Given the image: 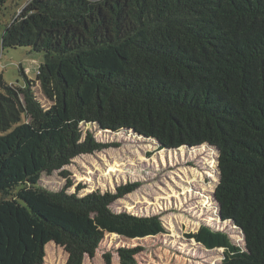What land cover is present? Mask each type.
<instances>
[{
	"label": "trees",
	"instance_id": "trees-1",
	"mask_svg": "<svg viewBox=\"0 0 264 264\" xmlns=\"http://www.w3.org/2000/svg\"><path fill=\"white\" fill-rule=\"evenodd\" d=\"M10 1L0 0V17ZM2 46L30 48L44 63L24 87L1 81L0 264H45L51 244L83 264L106 235L165 234L161 216L113 208L138 184L68 191L65 167L117 146L83 138L82 124L132 132L159 151L214 150L219 223L244 246L209 224L187 238L222 249L221 264H264V0H29ZM54 172L66 187H40ZM141 252L117 250L121 264H140Z\"/></svg>",
	"mask_w": 264,
	"mask_h": 264
},
{
	"label": "rangeland",
	"instance_id": "rangeland-1",
	"mask_svg": "<svg viewBox=\"0 0 264 264\" xmlns=\"http://www.w3.org/2000/svg\"><path fill=\"white\" fill-rule=\"evenodd\" d=\"M28 2L11 0L0 17V91L1 81L17 87H24L27 80L36 81L38 69L44 63V55L30 48L4 49L2 46L7 26ZM35 93L45 108L52 105L39 84ZM81 130L83 138L91 132L97 142L117 146L79 156L65 167L66 177L73 184L68 191L74 193L81 186L85 188L79 194L85 195L97 190L115 192L119 187L138 184L133 193L117 201L113 208L137 216H161L166 229L165 234L141 241L106 235L95 257H86L83 264H105L106 254L112 255V264H121L117 250L138 246L143 248L137 256L140 264H221L222 249L209 251L187 238L207 224L226 232L235 245L244 246L241 234L234 227L219 223L214 199L219 181L218 155L214 150L159 151L156 143L132 132L108 133L92 124H82ZM66 185L62 172L42 174L40 187L48 191H60ZM51 246L46 252L45 264H67L65 250L56 244Z\"/></svg>",
	"mask_w": 264,
	"mask_h": 264
},
{
	"label": "water",
	"instance_id": "water-1",
	"mask_svg": "<svg viewBox=\"0 0 264 264\" xmlns=\"http://www.w3.org/2000/svg\"><path fill=\"white\" fill-rule=\"evenodd\" d=\"M215 250H218V249H215ZM223 259H224V256H223Z\"/></svg>",
	"mask_w": 264,
	"mask_h": 264
}]
</instances>
